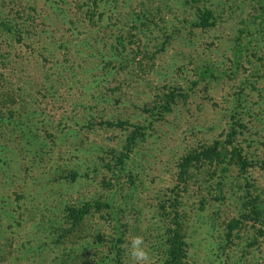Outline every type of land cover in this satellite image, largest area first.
I'll return each mask as SVG.
<instances>
[{"label": "rangeland", "instance_id": "obj_1", "mask_svg": "<svg viewBox=\"0 0 264 264\" xmlns=\"http://www.w3.org/2000/svg\"><path fill=\"white\" fill-rule=\"evenodd\" d=\"M259 9L257 0H0V264H64L70 252L92 250L97 232L109 240L116 229L105 212L78 233L64 229L70 207L112 187L125 224L122 264H133L135 235L151 264H166L174 210L189 264H262L260 221L244 219L228 234L247 181L238 169L226 173L224 193L222 167L209 161L192 167L189 184L178 179L181 157L225 137L233 113L246 152L264 158ZM206 15L213 25L198 24ZM245 21L251 50L240 56ZM171 91L170 110L129 152L120 177L115 158L130 132ZM246 179L264 197V170L250 168Z\"/></svg>", "mask_w": 264, "mask_h": 264}, {"label": "trees", "instance_id": "obj_2", "mask_svg": "<svg viewBox=\"0 0 264 264\" xmlns=\"http://www.w3.org/2000/svg\"><path fill=\"white\" fill-rule=\"evenodd\" d=\"M260 6L259 16L262 20L264 19V0H257ZM211 15H206L201 18L198 22L201 26H207L208 24L213 25L210 22ZM249 21L243 23L242 28H240L239 35L235 42L236 53L240 56H245L251 50V33L249 29ZM203 74L212 75L213 70L211 68H205L202 70ZM214 75V74H213ZM240 94V93H238ZM165 95L167 99H165ZM176 93L174 91L169 92V94H162L160 100H165L162 106L158 105L155 107L148 117V123H140L134 126V129L130 132L127 143L124 146L118 156H116L117 173L121 177L126 175L125 161L129 156V152L132 151L133 147L138 144L140 140L146 136V131L152 127V124L158 120L161 115V110H170V105L174 101ZM240 98V96L238 97ZM162 103V102H161ZM232 122L228 128L225 137L215 140L214 143L208 146H202L199 150L193 149L183 155L179 161V182L184 184H189L191 169L197 163L209 161V163H215L217 166L220 165L221 176L218 178V187L220 192L224 193L225 186L227 184L226 173L230 172L232 168L238 169L239 174L244 177V185H239V189L245 190L239 199L242 203L241 217L233 218L228 223L229 235L243 223L244 219H252L255 221H260L264 226V197L261 193L254 189V184L248 179V173L250 168L260 167L264 170V158L259 160H254L246 152V148L243 141L240 140V135L242 133L241 127L243 126L242 118L239 114L233 113ZM247 175V177L245 176ZM110 183V182H108ZM117 187H112L109 194L101 199H94L92 201H87L80 207H70L68 213L69 228H65L64 232L67 233H78L81 227L87 221V218L96 212H105L108 217L114 222V227L116 231L114 235L108 240L105 234L101 231L97 232L96 242L89 244L92 250L86 251L85 246H82V251L79 254H73L70 252L67 258L64 259V264H122L124 249L122 244H124V232L123 227L125 224L121 223L120 216L123 211L121 206L118 205L117 197ZM162 209L166 210V204L161 205ZM171 213H174L173 215ZM168 217L173 224L168 226V231L166 233L167 237L164 243L163 253L166 256V264H189V242L187 240V235L183 232V224L181 222V215L177 210L170 211ZM260 234L264 235V228H259ZM255 239H258L255 237ZM109 243V252L105 255L100 254L98 248L100 245H105ZM72 253V254H71ZM94 256L96 258H94ZM261 264V263H260ZM264 264V261L263 263Z\"/></svg>", "mask_w": 264, "mask_h": 264}, {"label": "clouds", "instance_id": "obj_3", "mask_svg": "<svg viewBox=\"0 0 264 264\" xmlns=\"http://www.w3.org/2000/svg\"><path fill=\"white\" fill-rule=\"evenodd\" d=\"M128 244L133 264H151V253L142 235L133 236Z\"/></svg>", "mask_w": 264, "mask_h": 264}]
</instances>
